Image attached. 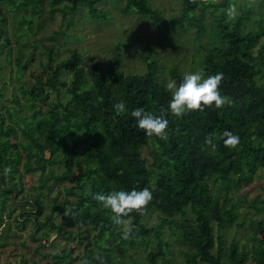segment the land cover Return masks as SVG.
Returning <instances> with one entry per match:
<instances>
[{
	"label": "trees",
	"instance_id": "16d2710c",
	"mask_svg": "<svg viewBox=\"0 0 264 264\" xmlns=\"http://www.w3.org/2000/svg\"><path fill=\"white\" fill-rule=\"evenodd\" d=\"M2 1L11 11L26 9L27 2L33 1L36 11L46 0ZM48 1L63 12L68 6L76 10L79 5H87L90 13L98 19L102 13L97 11L96 5L105 0ZM182 2L180 13L172 17H166L150 0H127L123 12L153 21L162 37L167 38L173 32L183 33L192 28H195L196 36L203 35L208 9L213 8L210 11L213 17L211 26L219 43L205 54L204 72L206 76L217 71L225 74L220 88L232 100L231 104L219 109L205 107L203 111H191L183 117L165 112L170 122L168 139L148 136L136 126L131 110L143 106L146 111L159 115L162 108H167L171 93L160 81L157 57L145 58L147 69L144 73L125 74L118 61L108 67L89 62L86 68L78 53L57 62L54 46L43 42L47 49L46 70L51 76L44 81L37 75L35 83L38 86L32 89L33 83L22 89L33 108V118L25 119L18 112L16 116L9 112V121H6L0 115V141L4 137L18 138V129L28 139L27 143L20 141L17 144L26 151V156L17 151L16 161L10 163L7 170L8 184L17 186L14 173L19 171L24 157L27 170L40 169L44 174L47 169L44 161L54 159L48 158L47 153L53 156L60 152L62 155L65 169L60 173L49 172L48 179L42 177V184H47L49 179L55 184H64L66 196L52 209L53 212L68 210V213L60 225L52 221V215L47 222H39L35 215L34 220H38L36 234L47 226L58 229L64 237L86 245L82 255L90 264L114 263L113 249L109 245L116 239V232L121 233L120 254L125 253L127 242L135 245L136 235L142 237L140 243L147 249L150 235L155 233L159 249L148 251L146 264H160L159 259L165 261L170 249L169 241L160 235L163 226L177 223L175 216L186 215L189 210L193 212L194 220L184 219L179 223V231L174 232L193 248L187 250L185 264H264V219L257 217L249 221L253 229V241L249 246L239 244L236 239L228 244L221 232L215 234L213 222L215 220L219 227H245V220L238 221V207L230 194L251 184L264 168V81L258 80L264 77V17L255 19L256 28L243 30L245 20L251 19V6L243 7L231 19L226 8L232 0ZM56 8L53 7L52 12ZM32 23L33 17L30 16L27 24L31 30ZM34 45L39 46V43ZM63 72L71 74L70 83L63 78ZM171 73L178 82L182 80L183 74L176 68L173 67ZM65 87L70 98L62 101L60 90ZM51 90L58 91L57 98L47 101L50 107L44 115L40 101L43 97L49 100ZM121 100L128 109L124 114L117 113L114 108ZM15 101L21 103L18 99ZM225 129L239 135L236 147L224 144L222 133ZM213 132L217 144L214 150L205 142L208 134ZM144 148H148L151 161L144 156ZM7 152L8 147L0 143V187L6 182L2 167L7 166L3 159ZM213 185L216 191L224 193L215 195ZM146 186L153 191V199L143 213L133 210L129 214L134 228L131 237L125 239L122 230L115 231L118 225L112 221L111 211L104 209L92 194ZM14 193L13 190L7 191L0 202V224H3L4 205L17 196L13 197ZM31 203L40 213V195L33 196ZM258 203V199H252L255 214L264 209V199L260 201L261 205ZM153 210L163 216L159 225L148 227L143 219ZM11 213L10 209L8 215ZM28 215L24 212L21 216ZM15 219L18 221L17 216ZM67 225L76 228L70 229ZM89 227L98 228L93 240ZM42 235L47 238L50 233L43 231ZM102 235H106V244L100 243L98 237ZM94 244L97 250L92 247ZM37 254L50 257L53 264L72 260L66 249L62 253L47 250ZM98 257H102V261ZM134 261L140 264L137 259Z\"/></svg>",
	"mask_w": 264,
	"mask_h": 264
},
{
	"label": "rangeland",
	"instance_id": "374dc122",
	"mask_svg": "<svg viewBox=\"0 0 264 264\" xmlns=\"http://www.w3.org/2000/svg\"><path fill=\"white\" fill-rule=\"evenodd\" d=\"M23 1V0H16ZM127 0H105L96 5L97 11L102 16L96 19L89 11L87 5H79L76 10H71L70 6L63 12L58 6H52L48 0L44 1L38 10H34L33 1H28L26 9L11 11L6 2L0 0V115L6 121H9L8 113L16 116L18 112L22 118L32 119L33 108L28 102L22 89L33 83L32 89L38 86L35 83V77L39 75L46 81L51 72L47 68V49L42 45L43 42L55 48L57 62L69 58L74 53L83 57L82 65L87 68L89 62H96L102 67H108L110 64L118 61L120 70L125 74L144 73L147 69L145 58L157 57L160 68V81L165 84L173 80L171 69L174 67L182 74L188 71L203 70V59L209 49L219 43L212 31V15L209 8L207 15L206 31L201 36H196L195 28L183 33H172L165 38L159 32L155 23L149 19L139 17L137 14L123 12ZM152 5L162 10L166 17L178 15L183 8L182 0H150ZM220 1V0H216ZM231 5L227 6V11L231 9L229 17L232 19L237 16L242 8L252 7L250 13L251 19L245 20L243 30L256 28L255 19L264 17V0H232ZM63 7L62 5H59ZM57 7L54 12L52 8ZM33 17L31 30L27 24L28 18ZM26 19V20H25ZM55 38V39H52ZM39 46H35V43ZM48 71V72H46ZM46 72V73H45ZM63 78L71 81V74L63 72ZM264 73V69H263ZM206 76V75H205ZM259 82L264 81V77H259ZM177 81V80H176ZM177 83H179L177 81ZM66 87L60 90L61 100L67 101L70 98ZM171 93V91L169 90ZM57 90H51V95L46 100L43 97L40 101L43 114L48 113L49 104L47 101L57 98ZM18 99L21 103H16ZM38 119V118H37ZM18 121L22 123V119ZM29 123V121H27ZM18 138H2L0 143L8 147V152L4 156L2 171L6 175V182L0 187V202L7 191H15L14 199H9L4 205L2 212L3 224H0V264H53L50 257L45 258L37 254L39 251L51 250L55 253L66 249L71 254L72 260H66L64 264H82L84 257L82 252L86 245H80L76 240L66 238L58 233V229H52L50 226L40 230L38 235V224L34 220L37 215L39 222H47L50 215L52 221L57 225L67 216L65 212H53V205L62 201L66 196V190L63 183L55 184L53 179H49L47 184L43 185L42 177L49 178V172L60 173L65 169L62 155L56 152L53 156L47 153L45 160L46 172L41 173L40 169L27 170L24 166L25 157L19 165V171L15 172L14 187L8 184L9 177L7 170L11 167L10 163L16 161L17 151L26 156V151L17 144L22 141L27 143L28 139L24 136L21 129H18ZM87 143H84V146ZM153 146V145H152ZM144 156L151 158L148 154V148H144ZM34 161V158H33ZM50 186V188L48 187ZM213 185L215 195H221L224 191H216ZM19 191V192H18ZM41 197V212L37 213L36 205L31 203L33 196ZM231 200L238 207V221L245 220L244 228H238L235 225L219 227L214 220L215 234L221 232L223 238L229 244L232 240H237L239 244L249 246L253 241V229L250 220L255 218L264 219V209L255 214V208L252 205V199L260 201L264 199V168L258 172L255 180L239 190H233L230 194ZM12 213L8 215V212ZM28 212V216H21ZM17 216L18 222L15 217ZM163 214L157 210L147 213L143 219L148 227L157 226L161 222ZM177 223L169 226L165 224L161 231V237L169 241L170 249L165 261L159 259L160 264H185L187 260V250L193 248L181 241V235H175L179 231V223L186 218L194 220L195 216L191 210L186 215L175 216ZM23 222V223H22ZM75 229V225L67 227ZM91 230L90 239L93 240L98 233V228L89 227ZM123 230L122 226H117L115 231ZM43 231H48L50 235L45 238ZM131 237V236H130ZM101 244H106V235L98 237ZM116 238L110 247L114 253L113 264H146L147 253L151 250H158L156 234L150 235L147 249L140 243L141 236L136 235L137 241L134 246L129 242L125 244L124 254L119 253V242L121 233L116 232ZM4 243V245H2ZM96 248V245H92ZM102 251V250H101ZM98 264H103L99 262Z\"/></svg>",
	"mask_w": 264,
	"mask_h": 264
},
{
	"label": "clouds",
	"instance_id": "9594fccd",
	"mask_svg": "<svg viewBox=\"0 0 264 264\" xmlns=\"http://www.w3.org/2000/svg\"><path fill=\"white\" fill-rule=\"evenodd\" d=\"M231 9L229 13L231 14ZM222 71L205 76L203 70L188 71L183 74L182 80L177 83L175 79L165 84V89L171 91V99L168 101L167 108L161 109V114L146 111L143 106L131 110L132 117L135 118V124L138 128L143 129L148 136H157L163 140L169 137V119L164 114L171 113L175 117H183L185 114L200 110L205 107L222 108L231 104L232 100L222 93L220 85L224 78ZM114 108L117 113L124 114L128 111L124 101L115 103ZM225 137L224 144L229 147H236L240 137L229 129L222 133ZM215 133H209L206 137V144L213 150L217 144L214 142ZM104 209L112 213V221L122 226V235L125 239L133 234L134 225L132 218L129 216L133 210L143 213L153 199V191L149 187L132 188V189H113L111 191H99L92 194ZM102 261V257H98ZM83 264H90L85 258Z\"/></svg>",
	"mask_w": 264,
	"mask_h": 264
}]
</instances>
